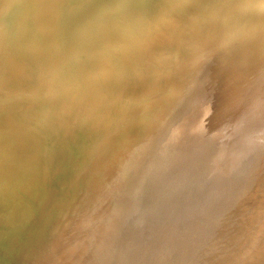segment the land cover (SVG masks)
<instances>
[{
    "label": "rangeland",
    "instance_id": "rangeland-1",
    "mask_svg": "<svg viewBox=\"0 0 264 264\" xmlns=\"http://www.w3.org/2000/svg\"><path fill=\"white\" fill-rule=\"evenodd\" d=\"M123 1L0 0V214L5 215V217L2 215L4 219L10 214L14 219H23L28 222L36 221L33 217L43 220L44 226L48 225L50 230H48L50 233L46 234H53V243H56V240H59L57 243H62L65 264H115V261L116 264L119 261H122L119 264H124L125 260L132 259L129 254H133L134 250L137 253L140 252V248H146L144 244L142 247L140 242L147 234V238L150 237V225L153 226L156 221L160 223V215L166 212V203L175 197L177 188L181 189L182 184L187 181V187L200 189L198 187H201V184L195 185L194 181L183 177L187 174L180 172L184 163H187L205 146V149L211 152L219 148L224 155L226 152L229 153L221 167L222 172L230 174L233 171L234 175L232 181L235 186L229 191V195L234 199L231 200L228 210L229 218L232 217L234 221L231 225L229 221L220 225L219 216L215 217V223L219 222L216 225L218 234H224L230 228L232 241L222 247H215L211 252L215 254V261L212 258L213 264L216 261L217 264H264V87L263 85V88L258 87L260 90L258 89L257 92V87L251 80L258 79L256 76H247L250 70L260 67L258 62L264 61V58L260 56L256 64L254 59L255 56L264 52L257 47L255 52L258 55L250 54L255 57L253 60L247 54V58L243 59L247 61L250 58L248 62L253 61L252 63L256 66L253 68L252 64L248 63L247 65L249 67L251 65L253 69L244 66L245 68L241 70H244L242 75L240 74L241 78L238 80H234L236 77L232 78V81L222 83L221 90L215 89L214 86L212 87L209 74L217 73L219 70L220 67L217 66L221 61L220 57H225L223 51L231 45L235 47L232 49H238L236 47L245 41L243 38L241 41L238 40L239 45L238 42H236L237 45L235 42L233 45V41L229 40L232 44L227 42V48H223L222 44L228 37L225 40L226 35L225 37L220 35L223 31L220 24H223L224 17L228 16L227 3L225 4L223 0L218 2L226 5H222L223 8L228 7L227 11L222 10L227 13L223 17L222 13L221 16L217 14L220 4L218 9H214L217 8V3L213 0V3L210 0H196L200 3L199 6L196 5L197 8L202 4L210 7L209 13L205 12L207 16L204 12H199L201 8L198 12L196 11L201 16L195 13L193 10L195 0L187 1L188 3L185 0H181L183 2L170 0V3L164 0L166 4L162 2L161 5H157L158 11L154 9H157L156 4H160L159 0L156 2L155 0L150 2L149 0H126L124 4H121ZM229 1L234 3V0H227ZM237 1L238 5L235 2V8L238 6H241L240 9L245 6L247 8L243 15L242 12L240 13L242 16H245L249 6L250 9L253 7L251 6L253 0L251 2L243 0V4L241 0ZM245 1H248V7L244 4ZM206 2L212 3L210 4L212 6ZM144 3L146 8L143 6ZM151 3L153 8L150 6ZM55 4L62 7L58 8V11L63 10L70 15L62 29L53 17L44 14L47 7H52L53 9H50L56 11L57 9L53 7ZM171 4L172 8L169 7ZM184 4L188 6L186 9ZM36 6L39 7L37 12H35ZM147 7L150 9L147 10ZM239 7L236 8L238 14L241 11ZM175 9L177 12L174 13ZM125 10L128 11L125 12ZM149 10L151 12H148ZM210 10L213 12L215 10L214 14L217 12V16L222 17L221 23L218 21L220 28L213 22L215 20L212 18L217 19V17ZM167 11L172 14L169 12L168 14ZM230 11L233 13L234 10L230 8ZM238 14L233 17L235 20L241 18V24L239 20L234 23L235 20L232 21L230 15L227 18H230L235 25L239 23L241 28L257 25L256 19L254 20V16L257 18V15L245 18L246 20L252 18L249 21L256 22L251 25L248 20L242 19V16L237 17ZM181 15L184 16L181 17ZM202 16L205 19L200 22L198 17L203 19ZM136 18L138 22L133 21ZM205 20L212 23L211 26L215 25L211 27L207 22L208 27H205ZM224 20L227 24V20ZM245 21L246 25L242 26ZM230 22H228L229 25ZM259 22H263L262 18ZM259 22L258 26L261 25ZM263 25L264 23L260 27ZM215 26L221 29L218 31L216 29L221 38L214 35L217 34L213 33ZM258 26L254 27L257 29L253 31L254 33L259 31L261 34L263 29L260 31ZM202 29L204 31L210 29L208 31H211L213 35L211 32L204 35L205 32ZM248 31L250 32L251 29L249 28ZM248 31L246 41L251 35L255 37V34L249 35ZM215 36L225 41L221 42L219 39L221 45L219 43L215 45L214 43L217 42L214 41L212 47H205L204 45H212L209 42L211 39H216ZM258 38L261 39L262 36ZM257 40L254 42L261 44ZM35 41H37L36 44ZM246 41L243 44L247 43ZM262 42L264 45V40ZM123 46H127L126 49ZM204 47L209 50L205 52ZM255 47L256 45L252 49ZM260 47L264 48V46ZM11 49H14L16 54L15 52L13 54ZM246 50L248 52L249 47ZM242 51L237 52L244 56L242 53L245 51ZM231 52V57L228 53L226 54L227 61L233 60L234 55L237 58L241 56L236 53V50L235 54H233L234 50ZM197 54L204 57L197 59ZM224 57L223 60L226 59ZM10 60L13 67L11 75L1 70L2 65L4 66ZM263 61L259 63L264 65ZM144 67L150 70L149 73L144 74L146 77L138 76ZM214 67L218 70H214ZM239 67L238 63H230L226 65L225 72L238 71L241 69ZM137 68H140V71L137 72ZM84 72L87 73L83 75ZM135 72L138 75L133 77ZM90 77H93L91 81ZM263 78L261 76L260 81ZM248 79H251V82ZM147 82L148 85H145ZM249 83H252V86ZM262 91L263 93H260ZM255 92L261 97L256 103L255 98L258 95ZM199 99L202 105L205 104L203 106L205 115L200 119L196 118L198 111L194 106L196 104L194 102ZM232 99L242 101L236 104L230 103ZM228 104L230 105L227 108ZM169 109L183 110L182 113L174 116L177 125L167 128L166 123L161 122L156 124L157 127H153L154 117L167 113ZM237 111L243 113H240L242 120H239V117L236 118ZM201 118L203 122L208 120H214V122L207 127H202ZM234 118L239 122L237 123ZM234 121L237 124L231 123ZM248 125L252 130L248 128ZM258 133L261 140L257 136ZM254 134L257 136L256 139L251 137ZM211 136H213L212 140L205 143ZM251 138L254 141H251ZM251 143H256L255 148ZM148 146H150L149 149ZM139 149L142 151L140 152ZM254 149L258 150L254 151ZM116 151L121 152L122 155L118 160L123 159L124 167L120 164L115 166L112 164L117 159L114 154ZM153 157L154 159L158 157L160 160L157 158L156 161ZM163 157L165 161L162 160ZM254 160L259 162V166ZM160 162L164 163L166 169H163V163ZM133 164H143L144 168L141 170L138 165L136 167ZM156 165L164 172L161 173L160 169H156ZM147 169L149 172H144ZM255 176L257 178L254 179ZM216 183L220 188L226 184L225 181ZM205 196L191 207L192 212H190L198 220L203 215L200 213V208L205 203ZM66 204H70L68 206H71L72 210L71 208L68 210L69 207L67 208ZM63 205L67 210L62 209ZM66 216L68 218L70 216L72 220L68 221ZM3 218L0 220V264L15 260L16 253L11 254L12 250L14 251L13 246L19 248L22 246V240L20 241L19 236L15 234L12 223L8 224L9 217L6 222ZM88 222L91 223H89L90 227ZM81 226L85 228L81 230ZM22 231L24 233V230ZM184 233L185 231L182 235ZM42 235L45 236V232ZM48 235L44 238H49ZM22 236L25 235L22 234ZM24 238L26 237L22 239ZM32 238L30 243H33ZM39 238L37 241L41 242ZM50 239L49 242H52ZM195 239L197 240V237ZM154 242L147 246V249L155 250L157 242ZM34 244L38 245L36 242ZM136 245H139L138 248ZM107 246H113L111 248L114 250ZM37 248L39 250V247ZM127 248L133 249L131 250L133 253L124 254ZM51 249L44 250L48 259L39 255L40 258H44L40 259L41 262L51 259L52 253H48ZM44 252L42 255L45 254ZM117 252L119 256L114 254ZM38 253L41 254L38 251L36 255ZM22 264H28V261Z\"/></svg>",
    "mask_w": 264,
    "mask_h": 264
},
{
    "label": "bare ground",
    "instance_id": "bare-ground-1",
    "mask_svg": "<svg viewBox=\"0 0 264 264\" xmlns=\"http://www.w3.org/2000/svg\"><path fill=\"white\" fill-rule=\"evenodd\" d=\"M10 1H12V0H10ZM91 1V0H90ZM126 0H124L123 1V3H121V4H124V2H125ZM127 1H129V0H127ZM146 1V0H145ZM153 1V0H152ZM157 0H155V2H156ZM169 1V3L171 2L170 0H166V2H168ZM175 1V0H174ZM178 0H176L175 2H177ZM181 0H179V2H180ZM184 1V0H183ZM183 1H181V2H183ZM189 2L190 0H185V2ZM196 1V0H195ZM194 1V2H195ZM201 1V0H200ZM206 1H208V0H206ZM211 2H212V0H210ZM209 1V2H210ZM224 1V3L226 4H228L229 5V12H227L228 13V16L230 15L231 17H232V21H233V19L235 20V17H233V16H236L238 13V11H237V9L236 8H238V7H236L235 8V6H236V4H235V2L237 3V5H238V1L237 0H234V3H232L231 1H229V2H231V3H229V2H227V0H223ZM222 1V2H223ZM249 1V0H248ZM248 1H245L244 2V4H246L247 5V2ZM252 0H250V2H251ZM253 1H255V0H253ZM252 1V4H251V6H253V7H251V9L249 8L250 6L249 5H247V7H248V9L249 10H247L246 11V13L244 14L245 16H242L243 15V12L245 11V9H247V8H243V9H240L241 8V6L239 7V10H241L240 12H239V14H238V16L237 17H241L242 16V19H244V20H246L245 18H250V17H252V16H254V15H257L258 17L256 18V16H254L253 18H254V20L255 21H257V25L255 24L256 22H254V20H253V22H250L251 20H252V18H251V20L249 21L248 19V21L250 22H248L249 24H255V25H253V26H250L249 25V27L248 26H244V25H246V21H245V24H242V26H244V27H246V28H241L240 27V24H241V22L240 21H242V20H240L241 18H237V20H235V22L234 23H236V21H238L239 20V22H240V24L238 23V25L236 26L231 20H230V18H227L228 16H226L227 15V13L225 12V11H222V10H224L225 8H223V6L222 5H225L224 3L221 5L220 3H218V2H221L220 0L219 1H214L213 0V2L215 3H217V8H214V5H213V8L214 9H218V4H220L219 6H220V10L218 9V13L217 14H219V16H221L222 14H223V17L224 16H226V17H224V19H226L227 20V24H228V22H230V25L228 26L227 24H226V21L223 19V21H222V17H219V16H217V14L215 13L214 14V12H215V10H214V12H213V10H210V12H213L212 14L215 16V17H217V19L216 18H212V19H214L215 21H213L214 23H216L217 25L216 26H218L219 27V23H218V21H222L223 22V24L221 23V21H220V26H222L223 28H222V30L223 31H225L227 34H228V36H227V34H225L223 31L220 33V35H222L223 37H225L224 35H226V37H225V40H226V38L228 37V39H227V41L226 42H224V44H222L223 45V48H227V45H226V43L227 42H230L229 40H231V41H233V45H234V42H235V45H239L240 44V42H238V40L239 41H241L243 38H245L244 40L246 41V32L248 31V29L250 28L251 29V33L249 32V35L250 34H255V37H254V35H253V37H254V39H253V37H251V36H249V37H251V38H247L248 40L246 41L247 43H245V44H243L244 42H242V46L243 47H241V45H239V46H237L236 48H238L240 51H242V50H244L245 52L244 53H242V54H244V56L243 55H241L240 54V52H237V51H239L238 49H232V48H235V47H232V45L229 47V48H231V49H229V48H227L226 50H224L223 52H224V54H225V57L227 56L226 54L231 50H234V53L233 54H235V50H236V53L238 54L239 53V56L241 55L242 56V58H241V56L239 57V58H237V56L236 55H234V57H233V55H232V57H233V60L231 59V60H228L227 61V57H226V59H225V57H224V59L225 60H223V57H220L221 59V61L220 62H218V68H219V70L217 69V68H213L214 70H218V71H220V72H218L217 71V73H211V74H209V77L212 79V87L214 86L215 87V89H218L219 88V90H221L220 88H222V83L224 82H227V81H232V78H235L234 80H238L239 78H241L242 76V72L244 71H241L242 70V68H245L244 66H248L249 67V65H247L248 63L249 64H252V67L254 68V66H256L255 64L257 63V59H259L260 58V56H262L261 58L263 59L264 57V55H261V54H264V53H260V55L259 56H253L252 57V55L250 56V54H255V55H258V54H256V50H257V47H259V48H261V50L260 51H263L264 52V50H262V49H264V48H262V47H260V46H264L263 45V42H262V40H264V34L263 35H261L262 33H264V25L262 26V27H260L261 25H262V23H264V0H256L255 2H253ZM121 2V1H120ZM149 2H150V0H149ZM159 2H160V4H156L155 6L157 7V5H161V3L163 2V3H165V1L164 0H159ZM187 2V3H188ZM194 2H192V4L194 3ZM204 1H202V3H203ZM207 3L206 2V4H212V3ZM241 2H242V4H243V0H241ZM241 2L239 3L240 5H241ZM137 3V2H136ZM186 3V4H187ZM205 3V2H204ZM57 4V3H56ZM54 5L53 7L54 8H56L57 10L56 11H52L51 9H53L52 7H47V9L45 10V15L46 16H48V17H53V19H55L56 21H57V23H58V26L59 27H61V29L62 28H64V23L69 19V17H70V15H68V12H66V11H63V10H61V11H58L59 9L58 8H62V7H60V5ZM119 4V3H118ZM155 4V3H154ZM153 4V5H154ZM166 4V3H165ZM164 4V5H165ZM172 4H173V1H172ZM172 4H171V6H169V7H171L172 8ZM179 4V3H178ZM198 4H200L198 1H196V3H195V6H194V4H193V6H194V8H193V10L195 11V13L197 14V12H198V10H200L199 8H201L202 10H200L199 12L200 13H203L204 12V14H206V13H209V9H210V7L208 6H204L203 4H202V6L201 7H198L197 8V6H199ZM230 4H232L233 5V7L235 8H233L232 7V5H231V7H230ZM250 4V3H249ZM146 4L144 3V7L146 8V6H145ZM147 5H148V1H147ZM163 5V4H162ZM170 5V4H169ZM180 6H182L181 4H179ZM197 5V6H196ZM235 5V6H234ZM74 6V5H73ZM106 6V5H105ZM110 6H112V5H110ZM114 6H115V4H114ZM119 6H121V5H119ZM119 6H117V7H119ZM150 6H152V3L150 4ZM180 6L178 7V9L180 8ZM184 6H185V4H184ZM187 6V5H186ZM186 6H185V9H186ZM192 6V5H191ZM190 6V7H191ZM210 6H212V5H210ZM222 6V7H221ZM226 6V5H225ZM2 7H4V6H2ZM128 7V6H127ZM126 7V8H127ZM136 7H138V6H136ZM176 7H177V5H176ZM175 7V8H176ZM188 7V6H187ZM205 7H207L206 9L204 8V10H206V11H204L203 10V8ZM216 7V6H215ZM51 8V9H50ZM103 8V7H102ZM112 8H113V6H112ZM115 8V7H114ZM120 8V7H119ZM152 8H153V6H152ZM192 8V7H191ZM191 8H189V9H191ZM212 7H211V9H213ZM221 8H223V9H221ZM228 8V7H227ZM226 8V9H227ZM230 8H232L234 11H232L233 13H235L234 15H231V14H233V13H231V11H230ZM4 9V8H3ZM125 9V8H124ZM129 9H130V7H129ZM148 9H150V7L148 8L147 7V10ZM158 9H159V7H157V9H154L155 11L157 10L158 11ZM183 9V8H182ZM181 9V10H182ZM207 9H208V11H207ZM225 9V10H226ZM0 10H1V8H0ZM39 10V7H35V12H37ZM143 10H146V9H143ZM151 10H153V9H151ZM168 10H170V9H168ZM172 10V9H171ZM170 10V11H171ZM173 10H174V7H173ZM172 10V11H173ZM192 10V9H191ZM228 10V9H227ZM226 10V11H227ZM236 10V11H235ZM100 11H101V14L103 13L102 12V9H100ZM126 11H128V10H125V12ZM197 11V12H196ZM217 11V10H216ZM221 11V12H220ZM145 12V11H144ZM148 12H151L150 10L148 11ZM169 11H167V13H168ZM175 12H177L176 11V9H175V11H174V13ZM189 12V11H188ZM192 12V11H191ZM206 12V13H205ZM137 13V12H136ZM170 13V12H169ZM168 13V14H169ZM190 13V12H189ZM193 13V12H192ZM200 13L199 14H197V15H199V16H201L200 15ZM222 13V14H221ZM43 14V15H44ZM119 14V13H118ZM122 14V13H121ZM170 14H172V13H170ZM182 14H184V13H182ZM194 14V13H193ZM203 15V14H202ZM259 15H261V16H259ZM139 16V15H138ZM182 16H184V15H181V17ZM189 16V15H188ZM192 16V15H191ZM195 16V15H194ZM204 16V15H203ZM202 16V17H203ZM206 16H207V14H206ZM210 16H212L211 14H210ZM229 16V17H230ZM208 17H209V15H208ZM218 17L220 18L219 20H218ZM262 18V23L261 22H259L260 20H261V18ZM185 19V18H184ZM198 19H199V21L201 22V20H203L204 21V19H205V17H203V19H200L199 17H198ZM208 19V18H207ZM260 19V20H259ZM140 20V19H139ZM180 20H182V18L180 19ZM228 20H230V21H228ZM118 21H119V19H118ZM133 21H137V18H136V20H133ZM209 21L211 22L212 20H210V18H209ZM225 21V22H224ZM138 22V21H137ZM198 22V21H197ZM200 22H198L199 24H200ZM208 22V21H207ZM207 22H206V20H205V27H208L207 26ZM258 22L259 23H261V25L260 26H258ZM133 23V22H132ZM136 23V22H135ZM134 23V24H135ZM209 23V22H208ZM213 23V24H214ZM242 23H244V22H242ZM131 24V23H130ZM139 24V23H138ZM212 24V23H211ZM211 24L209 23V26H211ZM233 26H232V25ZM251 24V25H252ZM132 25V24H131ZM215 25V24H214ZM214 25H212V26H214ZM223 25H225V26H227V27H230V28H227V27H225V26H223ZM248 25V24H247ZM211 26V27H212ZM215 26V28L213 27V33H215L216 32V29H217V31L218 30H221V29H219L218 27H216ZM259 27V29H260V31L262 30V32H261V34H260V32L258 31V33L256 34V33H254L255 31H253V30H256V29H254V27ZM198 27H201L202 28V26L200 25H198ZM248 27V28H247ZM37 28H39V27H37ZM204 28V27H203ZM225 28V29H224ZM253 28V29H252ZM207 29V28H206ZM205 29V30H206ZM211 29V28H210ZM210 29H208V30H210ZM40 30V29H39ZM38 30V31H39ZM203 30V29H202ZM207 30V31H208ZM212 30V29H211ZM228 30V31H227ZM204 31V30H203ZM202 31V32H203ZM207 31H204L203 33H204V35L206 34V35H208L207 33H210L209 31L207 32ZM253 31V32H252ZM30 32V31H29ZM41 32V31H40ZM39 32V33H40ZM56 32V31H55ZM172 31H170V33H171ZM220 32V31H219ZM35 33H37V31H35ZM213 33L211 32V34L213 35ZM217 33V32H216ZM32 34V33H31ZM180 34V33H179ZM201 34V33H200ZM200 34L198 35V36H200ZM202 35V34H201ZM214 35H218V37H220L221 38V36L219 35V33H217V34H214ZM247 35H248V33H247ZM41 36V35H40ZM203 36V35H202ZM245 36V37H244ZM258 36L259 37H261L262 36V40L260 39V38H258ZM24 37H25V35H24ZM42 37H43V35H42ZM178 37V36H177ZM179 37H180V35H179ZM218 37L216 38V36H215V38L216 39H211V40H213L212 42H211V40H210V44L212 43V45H204V43H201V44H203L205 47H208V48H210L209 46H213L214 44L216 45H219L221 42H223V41H225L224 39L222 40V39H220V41L221 42H219L218 40ZM44 38V37H43ZM172 38V37H171ZM259 39V40H257V39ZM181 39H182V37H181ZM185 39V38H184ZM36 40V39H35ZM177 40V39H176ZM254 40L256 41H259V43H261V44H257V42L255 43L254 42ZM260 40H261V42H260ZM27 41V40H26ZM34 41V40H33ZM214 41H216L217 43H214ZM175 42V41H174ZM205 42V41H204ZM236 42H238L237 44H236ZM35 44L37 43V41H35L34 42ZM206 43H207V41H206ZM205 43V44H206ZM214 43V44H213ZM219 43V44H218ZM231 43V42H230ZM254 43H255V45H256V49L254 48V49H252V47H254L255 45H254ZM38 44H39V42H38ZM201 44H199V45H201ZM232 44V43H231ZM33 45V44H32ZM31 45V46H32ZM198 45V44H197ZM221 45V44H220ZM245 45H247L248 47H249V50H248V52H247V50H246V48H248L247 46H245ZM260 45V46H259ZM40 46V45H39ZM245 46V47H244ZM125 46H123V48H124ZM127 47V46H126ZM126 47H125V49H126ZM204 47V48H205ZM204 48H203V50H204ZM245 48V49H244ZM251 48V49H250ZM258 48V49H259ZM36 49V48H35ZM120 49V48H119ZM119 49H117V51L119 50ZM206 49V48H205ZM229 49V50H228ZM12 50V52H13V54H14V49H11ZM203 50H202V53H203ZM207 50H209V49H206L205 50V52L207 51ZM223 50V49H222ZM229 52L228 53V55L231 57V55L230 54H232V52ZM37 52V51H36ZM40 52V51H39ZM39 52H38V54H39ZM204 52V53H205ZM121 53H122V51H121ZM170 53V52H169ZM201 53V54H202ZM203 53V54H204ZM258 53V52H257ZM15 54H16V52H15ZM119 54V53H118ZM117 54V55H118ZM247 54L250 56V58H252V60L254 59V62H255V64L254 63H250V62H248L249 60H250V58H249V60L247 59V61H245L243 58H247ZM116 54H114V56H115ZM114 56H113V58H114ZM228 56V57H229ZM13 57H14V55H13ZM197 59H199V58H202V57H204V56H202V55H198L197 54ZM195 57V58H196ZM229 57V58H230ZM109 59V58H108ZM115 59V58H114ZM117 60V59H116ZM244 60V61H243ZM113 61H115V60H113ZM118 61V60H117ZM116 61V62H117ZM263 60H261V62H262ZM12 61L10 60V61H8L4 66L2 65V71H3V73L6 71L7 72V74H9V75H11V71H12V69H13V67H12V63H11ZM86 62V61H85ZM116 62H114L115 64H116ZM260 62V61H259ZM258 62V66H263V67H255V69H257V70H255V69H253L252 67H251V65H250V67L254 70V72H253V70H250L248 67H246V68H248L250 71V74H247V76H249V77H252V76H256V78L258 79L257 81H254V80H251V79H248L249 80V82H251V81H253L252 83H253V85H256V91L259 89L258 87H262V85H263V87H264V78L260 81V79H261V76L262 77H264L263 75H264V70L262 69V68H264V65H262V64H260ZM264 62V61H263ZM17 63V62H16ZM113 63V62H112ZM230 63H238V64H240V67H241V69H239L238 71H235V72H225V68H226V65H228V64H230ZM85 64V63H84ZM148 64V63H147ZM264 64V63H263ZM14 65V64H13ZM117 65V64H116ZM217 65V64H216ZM215 65V66H216ZM89 67V66H88ZM88 67H86V68H88ZM92 67V66H91ZM104 67H106V66H104ZM142 67V66H141ZM239 67V68H240ZM117 69V68H116ZM248 69H247V71H248ZM87 70V69H86ZM1 71V72H2ZM138 71H140V68H137V72ZM149 69L148 68H146V67H144L143 69H141V71H140V74L138 75V74H136V72L133 74V77L134 76H136V75H138V76H140V75H142L143 77H146L144 74H148L149 73ZM105 72H107V71H105ZM216 72V71H215ZM91 73V72H90ZM99 73H100V71H99ZM98 73V74H99ZM92 74V73H91ZM94 74V73H93ZM106 74V73H105ZM108 74V73H107ZM241 74V75H240ZM92 76H94V75H92ZM98 77V76H97ZM105 76H103V78H104ZM85 78V77H84ZM92 78L93 77H90V81L92 80ZM95 78V77H94ZM96 79V78H95ZM132 79V78H131ZM101 80H102V78H101ZM251 80V81H250ZM104 81H106V79H104ZM88 82V81H87ZM109 82V81H108ZM114 82V81H113ZM118 82V81H117ZM89 84H90V82H88ZM94 84H95V81L93 82ZM252 83H249L250 84V86H252ZM260 83V84H259ZM257 84H259V85H257ZM112 85V84H111ZM145 85H148V82L147 83H145ZM246 87V86H245ZM262 87V88H263ZM214 89V90H215ZM260 90V89H259ZM262 90V89H261ZM211 92V91H210ZM258 92V91H257ZM257 92H255L256 93V95H258L257 94ZM260 93H263V91L262 92H260ZM255 95V94H254ZM256 95H255V97H256ZM263 95H264V93H263ZM204 97V96H203ZM254 97V98H255ZM201 98V100H202V97H200ZM253 98V99H254ZM258 98L260 99L261 97H259V95H258V97H256L255 99V103H256V101L258 100ZM205 99V98H204ZM201 100L199 99V100H197V101H195L194 103H196L194 106H196L197 107V115H196V118H198V119H200V117L201 116H203V115H205V112L203 111V106L205 105H202V103H200L201 102ZM233 101H230V103H232V102H235V104H236V102L238 103H240V101H242V100H239V101H237V100H235V99H232ZM204 101V100H203ZM202 101V102H203ZM206 101V100H205ZM252 101V100H251ZM254 101V100H253ZM253 103V102H252ZM230 104H228L227 105V108H228V106H229ZM232 105H234V103L232 104ZM232 105L230 106L231 108H232ZM226 106V105H225ZM163 108V107H162ZM223 109H225L224 107H222ZM174 111V112H173ZM182 111L183 110H179V109H174V110H170L169 109V111L167 112V113H165V114H160V116H156V117H154V119H153V124H152V126L153 127H157L156 126V124H159V123H161V122H164V124L166 123V125L165 126H167V128H170V127H175L177 124H176V121L177 120H175V114H180V113H182ZM225 111V110H224ZM255 111H256V109H255ZM257 111H258V109H257ZM226 112V111H225ZM171 114L170 116H167L166 114ZM237 113V114H236ZM235 113V115H238L236 118H238L239 120L241 119L240 118V113H242V112H236ZM239 113V114H238ZM243 114V113H242ZM234 115V116H235ZM168 117V118H167ZM202 119V123H201V125H202V127H207V126H209V125H211L213 122H214V120H208L207 122L205 121V122H203V118H201ZM235 119V118H234ZM234 119H232V120H234ZM243 119V118H242ZM241 119V120H242ZM239 120L238 121H236V119H235V121L238 123L239 122ZM235 121L234 122H231L232 124H234L235 123ZM241 122V121H240ZM204 123V124H203ZM237 123H235V124H237ZM234 124V125H235ZM232 126V125H231ZM244 128H246V127H244ZM248 128H250L251 130H252V128L248 125ZM248 128H246V130H248ZM254 129V128H253ZM167 132V131H166ZM244 132V131H243ZM250 134H253V133H250ZM257 134V133H256ZM258 138L260 139V134L258 133ZM255 134L254 135H252L251 137L253 138V137H255V139H256V137H257ZM212 137L213 136H211V137H209L207 140H206V142L205 143H208L209 141H211L212 140ZM252 138H251V141H254V140H252ZM258 138H257V140H258ZM263 138V137H262ZM254 139V138H253ZM261 140V139H260ZM250 141V142H251ZM259 141V140H258ZM257 141V142H258ZM255 142H256V140H255ZM251 144H253V147L255 148V144L254 143H251ZM258 145H259V143H257ZM258 145L256 146V147H258ZM206 147V146H205ZM205 147H203V149L202 150H200V152L198 153V154H196V155H194L193 157H191V159L190 160H188V162L187 163H184V165H183V167H181V169H180V172H182V173H187L186 175H183V177H188L187 179L188 180H191V181H194V184L195 185H198V184H201L200 186L201 187H198V188H200V189H192V188H190V187H187V185H186V182H185V184H182V186H181V189H179L178 190V188H177V190H176V194H175V197L174 198H172L171 200H169L167 203H166V212H164L163 214H161L159 217H160V223L159 222H157L156 221V223L154 224L153 223V226L152 225H150L151 226V228H149L150 229V232H149V236L150 237H148L147 238V235H146V237L145 238H143V240L140 242V244L142 245V247H143V244H144V246L146 247L145 249H144V247H143V249H141L140 248V252H137L136 253V251L134 250V253H133V251H131V250H133V249H135V247L133 248V249H129V248H127V250H124V251H126L124 254H126L127 252L129 253H133V254H129V255H131V257L130 258H132V259H128V260H125V262H124V264L126 263V261H127V264H213V262L215 261V258H214V255L213 254H211V252L215 249V247H222L223 245H225L226 243H229V242H231L232 241V234H231V229L229 228L228 230H227V232L226 233H224V234H218V230H217V228H216V225H217V223H219L220 225L221 224H226V221H229V223H230V225L232 224V222L234 221V220H232V217H230L229 218V215H228V210H229V206H230V203H231V200H233L234 198L233 197H231L230 195H229V191L230 190H232L233 188H234V186H235V183H233V177H234V175H233V171L232 172H230V174H224V172H222V165H223V163L225 162V160H226V155H228L229 156V153L228 152H226L225 154L226 155H224L223 153H221L220 151H221V149H219V148H216V149H214V150H212V152H211V150L210 151H208V150H206L205 149ZM140 148V147H139ZM142 148V147H141ZM144 148V147H143ZM147 148V147H146ZM150 148V146H148V149ZM154 148H156V146L154 147ZM259 148H261L260 146H259ZM138 149V148H137ZM145 149V148H144ZM140 150V152L142 151V149H139ZM138 150V151H139ZM153 150V149H152ZM253 150V149H252ZM258 150V149H257ZM256 149H254V151H257ZM260 150V149H259ZM158 151V150H157ZM259 152V151H258ZM232 153V152H231ZM254 153V152H253ZM257 153V152H256ZM115 155H116V158L117 159H115L113 162H112V164H114V166L116 165V164H120V165H125V163H124V161H123V159H122V161H119L118 160V158L119 157H121V152H119V151H116L115 153H114ZM160 154V153H159ZM163 154H165V153H163ZM234 154V153H233ZM255 154V153H254ZM155 155V154H154ZM166 155V154H165ZM134 156V155H133ZM137 156V155H136ZM161 156V155H160ZM152 158V157H151ZM157 158L158 157H156L155 159H156V161H157ZM161 158V157H160ZM166 158V157H165ZM153 159H154V157H153ZM154 159V160H155ZM158 160H160L159 158H158ZM162 160L163 161H165L164 160V157L162 158ZM250 160V159H249ZM148 161V160H147ZM217 162V163H214V162ZM246 161H248V160H246ZM250 161H252V159L250 160ZM255 161V160H254ZM140 162V161H139ZM138 162V163H139ZM145 162H146V160H145ZM144 162V163H145ZM258 161H255V163L256 164H258V166H259V162L257 163ZM133 163H135V162H133ZM160 163H163V162H160ZM254 163V162H253ZM221 164V165H220ZM134 165V164H133ZM132 165V166H133ZM137 165L138 164H136V165H134V166H136L137 167ZM159 166H160V164H158ZM158 165H156L157 166V168L156 169H160V172L163 170V169H166L165 168V166H164V163H163V165L162 166H164V168L163 169H161L162 168V166H160L161 168H158ZM165 165H166V163H165ZM142 166V167H141ZM254 166H256V165H254ZM124 167V166H123ZM135 167V168H136ZM138 167H139V169H141V170H143V164L141 165H138ZM130 168H132V167H130ZM254 169H255V167H253ZM260 168V167H259ZM146 169V168H145ZM257 169V168H256ZM255 169V170H256ZM95 170V169H94ZM138 170V169H137ZM153 170V169H152ZM155 170V169H154ZM158 170H157V172H158ZM124 171V170H123ZM139 171V170H138ZM146 171V173H148L149 172V169H147V170H144V172ZM151 171V170H150ZM125 172H127V171H125ZM156 172V173H157ZM164 171H162L161 173H163ZM165 172H166V170H165ZM254 172V171H253ZM259 172L261 173L262 171H261V169L259 170ZM129 173V172H128ZM127 173V174H128ZM141 173H142V171H141ZM247 173V172H246ZM125 174V173H124ZM134 174V173H133ZM136 174V173H135ZM134 174V175H135ZM150 174H152L151 172H150ZM251 174H253L254 175V173H251ZM98 175V174H97ZM121 175H122V173H121ZM138 175V174H137ZM144 175V174H143ZM148 175V174H147ZM165 175V174H164ZM216 175V176H215ZM258 175H260V174H258ZM126 176V175H125ZM154 176V175H153ZM153 176H150V177H153ZM95 177H96V175H95ZM139 177V176H138ZM147 177V179H148V176H146ZM155 177V176H154ZM246 177H247V175H246ZM122 178V177H121ZM123 178H124V175H123ZM164 178H166V176L164 177ZM255 178H257V176H255L254 177V179ZM258 178H260V176L258 177ZM146 179V178H145ZM158 179V178H157ZM152 180V179H151ZM110 181V180H109ZM132 181V180H131ZM147 181V180H146ZM217 181H220V182H222V181H225L226 182V184L224 185V187L223 188H220V187H217ZM262 181H263V179H262ZM95 182H96V180H95ZM103 182V181H102ZM105 182V181H104ZM160 182V181H159ZM101 184V183H100ZM104 184V183H103ZM102 184V185H103ZM155 184V183H154ZM199 186V185H198ZM130 187V186H129ZM138 187V186H137ZM159 187V186H158ZM125 188V187H124ZM103 189H105V187L103 188ZM146 190V189H145ZM146 192V191H145ZM264 192V191H263ZM204 195H206L205 197H206V200L204 201L205 203H203V205H201V208H200V213L202 214L203 213V215H202V218H200L199 220L198 219H196V218H194V216H193V214L191 213L192 211V209H191V207H192V204H194L195 202H197L198 200H200L201 198H203V196ZM156 198V197H155ZM132 199V198H131ZM157 201V200H156ZM153 203V202H152ZM175 203H178V204H175ZM72 204V203H71ZM68 205H70V204H68ZM67 204L65 205V206H67V208H68V210H70V208H71V206H68ZM153 205V204H152ZM156 206V205H155ZM63 208H65L64 207V205L62 206V209ZM197 208H199V207H197ZM66 209V208H65ZM67 210V209H66ZM71 210H72V208H71ZM149 210V209H148ZM152 211V210H151ZM191 211V212H190ZM261 211V210H260ZM1 212H3V211H1ZM68 212V211H67ZM71 212V211H70ZM194 212V211H193ZM233 212V211H232ZM145 213H146V211H145ZM148 213V212H147ZM195 213V212H194ZM199 213V212H198ZM69 214V213H68ZM153 214V213H152ZM160 214V213H159ZM2 215L3 214H0V217H2ZM9 215V216H8ZM7 216L9 217H7L8 219H9V222H8V224L10 225V223H12L11 225H13V228L15 229V234L17 235V236H19V240L21 241L22 240V244H21V242H20V244L22 245V246H20V248L19 247H17V246H13L14 247V251L12 250V255H14L15 253H16V255L19 253H22L21 255H19V258H20V261L22 262V263H24L25 261H28V264H37L36 263V260H37V257L39 258L38 260H40V259H42L44 256H45V258H47L48 259V257L46 256V252H44V250L46 251L47 249H51L48 253L49 254H51L52 253V257H51V259H49L48 261H47V259H45V260H43V261H45V262H41L42 260H40V262L37 260V262H38V264H46V262L48 263L49 262V264H65V258H64V256H63V254H62V251L64 252V247L60 244V243H57L59 240H56V243L54 242L53 243V241H54V238H53V234L51 235V234H46V233H48L50 230L48 229V225H46V227H47V229H46V227L44 226V222H43V220H41L40 218H35V217H33L36 221H30V222H28V221H26V220H23V219H20V220H18L17 218L16 219H14V217H12L10 214H8ZM149 215H151V214H149ZM254 215V214H253ZM252 215V216H253ZM216 216H219V222H217V223H215V217ZM3 217H5V215H3ZM2 217V218H3ZM73 217V216H72ZM86 217V216H85ZM196 217V216H195ZM1 218V219H2ZM7 218H3L4 219V221L6 222V221H8L7 220ZM12 218V219H11ZM65 218H68V216H66ZM64 218V219H65ZM0 219V220H1ZM63 219V220H64ZM88 219H89V217H88ZM231 219V220H230ZM234 219V218H233ZM261 219V218H260ZM263 219V218H262ZM66 220V219H65ZM64 220V221H65ZM68 221L69 220H72V218L69 216V218L67 219ZM66 220V221H67ZM106 220H108V219H106ZM242 220V219H241ZM38 221H42V222H38ZM82 221V220H81ZM142 221V220H141ZM2 222V221H1ZM109 222V221H108ZM143 222H144V220H143ZM90 222H88L87 224H89ZM139 223V222H138ZM247 223V222H246ZM91 224V223H90ZM89 224V226L88 227H90L91 225ZM152 224V223H151ZM175 224H178V225H175ZM182 225V226H180V225ZM26 225V226H25ZM28 225H29V227H28ZM58 225V224H57ZM80 225V224H79ZM101 225V224H100ZM148 225V226H149ZM219 225V226H220ZM71 226V225H70ZM69 226V227H70ZM178 226H180L181 227V229H180V227H178ZM224 226V225H223ZM68 227V228H69ZM142 227H144V226H142ZM141 227V228H142ZM24 228H26V230L24 229ZM50 228V227H49ZM83 228H85L84 226H81V230L83 229ZM259 228H261V227H259ZM139 229H140V227H139ZM138 229V230H139ZM262 229V228H261ZM22 230H24V233H23V231ZM46 230H47V232H46ZM49 230V231H48ZM80 230V229H79ZM137 229H136V227H135V231H136ZM21 231H22V233H21ZM133 231V230H132ZM134 231V232H135ZM185 231V233L182 235V233ZM45 232V236H43L42 235V233H44ZM182 232V233H181ZM239 232V231H238ZM50 233V232H49ZM52 233V232H51ZM59 233V232H58ZM61 234H63L62 232H60ZM132 233V232H131ZM22 234L23 235H25V236H22ZM56 234V233H55ZM140 234V233H139ZM180 234V235H179ZM36 235H38V236H40V238H41V242H39V240L37 241V239L39 238L38 236H36ZM46 235H48L49 236V238H44V237H46ZM118 235H119V233H118ZM141 235V234H140ZM47 236V237H48ZM50 236H52V238L50 237ZM125 237H126V235H124ZM132 236H134L133 234H132ZM23 237H26V238H24V239H22ZM34 239H33V238ZM35 237H38L37 239H35ZM58 237V236H57ZM61 237V236H60ZM103 237V236H102ZM101 237V238H102ZM195 237H197V240L195 239ZM32 238V240H33V243L31 242L30 243V239ZM39 238V239H40ZM52 240H51V239ZM49 239L52 241V242H49ZM254 239V238H253ZM156 240V241H155ZM143 241H145L144 243H143ZM155 241V242H154ZM34 242H36L38 245H36V244H34ZM39 242V243H38ZM130 242V241H129ZM150 242H151V244H150ZM156 243L157 242V247H155V245L153 246V247H155V250H153V248L152 249H147V246H149V245H152V243ZM254 242V241H253ZM98 243H100V242H98ZM128 243V242H127ZM264 243V242H263ZM20 244H18V245H20ZM32 244V245H31ZM90 244V243H89ZM102 244V243H101ZM36 245V246H35ZM96 245V244H95ZM95 245H94V247H95ZM54 248H53V247ZM62 246V247H61ZM98 246V245H97ZM96 246V247H97ZM113 246H115V245H113ZM113 246H111V247H113ZM125 246V248H126V244L124 245ZM130 246V245H129ZM137 246V245H136ZM139 246V245H138ZM138 246L136 247V248H138ZM37 247H39V250H37L38 248ZM49 247V248H48ZM51 247V248H50ZM105 247H106V245H105ZM107 247H109V246H107ZM111 247H109V248H111ZM119 247V246H118ZM141 247V246H140ZM18 248V249H17ZM92 248V247H91ZM99 248V247H98ZM98 248H97V250H98ZM109 248H108V250H109ZM114 248H116V247H114ZM119 248H121V247H119ZM151 248V247H150ZM100 249V248H99ZM112 249V248H111ZM111 249H110V251H111ZM36 250H37V252L39 251V252H41V254L40 253H38V255H36L37 254V252H36ZM53 250H55L54 252H53ZM112 250H114V249H112ZM117 249H115V251H116ZM130 250V251H129ZM137 251H138V249H136ZM144 250V251H143ZM217 250V249H216ZM99 251V250H98ZM97 251V252H98ZM218 251V250H217ZM217 251H215V253L217 252ZM35 252H36V254H35ZM45 253V254H43L42 255V253ZM51 252V253H50ZM100 252V251H99ZM120 252V255L122 254V252H121V250L119 251ZM219 252V251H218ZM218 252H217V254H218ZM227 252V251H226ZM53 253H55L54 255H53ZM104 253V252H103ZM112 253V252H111ZM136 253V254H135ZM221 253V252H220ZM232 253V252H231ZM49 254H48V256H49ZM101 255H102V253H100ZM108 254H110V252L108 253ZM107 254V255H108ZM114 254H116V256L118 255L119 256V253L117 252V253H114ZM135 254V256H133ZM227 254V253H226ZM250 254V253H249ZM39 255H41V256H43L42 258H40V256ZM104 255V254H103ZM111 255H113V253L111 254ZM110 255V256H111ZM211 255H213V257L211 256ZM247 255V254H246ZM37 256V257H36ZM115 256V255H114ZM115 256V258L117 259V257ZM133 256V257H132ZM217 256V255H216ZM215 256V257H216ZM218 256H219V254H218ZM241 256V255H240ZM250 256V255H249ZM13 257V256H12ZM101 257V256H100ZM107 257V256H106ZM129 257V256H128ZM128 257H126V258H128ZM114 257H113V259H115ZM120 258V257H119ZM125 258V259H126ZM214 259V261H213V259ZM10 259V258H9ZM34 259H36V260H34ZM44 259V258H43ZM100 259V258H99ZM101 259H102V257H101ZM106 259V258H105ZM104 259V260H105ZM124 259V258H123ZM122 259V260H123ZM240 259V258H239ZM238 259V260H239ZM250 259V258H249ZM23 260V261H22ZM108 261H109V259H107ZM129 260H130V262H129ZM229 260V259H228ZM227 260V261H228ZM235 260V259H234ZM244 260V259H243ZM246 260V259H245ZM10 261V260H9ZM110 261H111V258H110ZM13 263L15 262V260H13L12 261ZM12 262H10L11 264H12ZM129 262V263H128ZM230 262H231V260H230ZM16 263H18V262H16ZM84 263V262H83ZM115 264L117 263L116 261L114 262ZM119 263H122V261L120 262L119 261ZM118 263V264H119ZM5 264H9V263H5ZM215 264H217V261H216V263Z\"/></svg>",
    "mask_w": 264,
    "mask_h": 264
},
{
    "label": "water",
    "instance_id": "water-1",
    "mask_svg": "<svg viewBox=\"0 0 264 264\" xmlns=\"http://www.w3.org/2000/svg\"><path fill=\"white\" fill-rule=\"evenodd\" d=\"M86 73H87V72H84L83 75H85ZM22 253H23V252H22ZM22 253H20V254L18 253L17 255H15V258H16V259H15V262L12 263V264H22V262L20 261V258H19V255H21ZM11 261H12V260H11ZM11 261H10V262H11ZM22 261H23V260H22ZM10 262H9V263H10ZM16 262H18V263H16ZM3 264H5V263H3Z\"/></svg>",
    "mask_w": 264,
    "mask_h": 264
}]
</instances>
